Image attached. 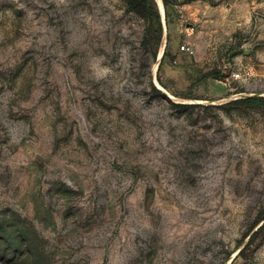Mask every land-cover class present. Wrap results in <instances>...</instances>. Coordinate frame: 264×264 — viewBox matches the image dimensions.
<instances>
[{
  "label": "rangeland",
  "instance_id": "obj_1",
  "mask_svg": "<svg viewBox=\"0 0 264 264\" xmlns=\"http://www.w3.org/2000/svg\"><path fill=\"white\" fill-rule=\"evenodd\" d=\"M160 1L0 0V264H264V0Z\"/></svg>",
  "mask_w": 264,
  "mask_h": 264
},
{
  "label": "trees",
  "instance_id": "obj_2",
  "mask_svg": "<svg viewBox=\"0 0 264 264\" xmlns=\"http://www.w3.org/2000/svg\"><path fill=\"white\" fill-rule=\"evenodd\" d=\"M122 1H124L129 11L139 15L140 17L146 16V13H147L146 12L147 11L146 2H148L149 11H151V13H153V15L157 17L156 8L153 3V0H122ZM162 2H163V5H166L165 0H162ZM164 57L165 55H163L161 60H163ZM253 103H261L264 105V98L254 97V98L239 99V100L232 101L229 104L232 106H238V105L253 104ZM263 228H264V224H262L258 228V231H260Z\"/></svg>",
  "mask_w": 264,
  "mask_h": 264
},
{
  "label": "built area",
  "instance_id": "obj_3",
  "mask_svg": "<svg viewBox=\"0 0 264 264\" xmlns=\"http://www.w3.org/2000/svg\"><path fill=\"white\" fill-rule=\"evenodd\" d=\"M193 31V29L191 27H187L186 29V34L187 35H190L191 32ZM180 51L184 54V55H187V56H191L193 55L194 51L193 49H191L189 46L187 45H182L180 46ZM233 78H238V75H233Z\"/></svg>",
  "mask_w": 264,
  "mask_h": 264
},
{
  "label": "bare ground",
  "instance_id": "obj_4",
  "mask_svg": "<svg viewBox=\"0 0 264 264\" xmlns=\"http://www.w3.org/2000/svg\"><path fill=\"white\" fill-rule=\"evenodd\" d=\"M156 2H157V4H158V7H159V9H160V12L162 13V4H161V1L160 0H156ZM161 54V53H160ZM161 59V55L159 56V58H158V61H157V63H156V65H155V67L157 66V64H158V62H159V60ZM158 88L161 90V91H163L164 92V90L160 87V86H158ZM237 97H240V96H237ZM232 98V97H231ZM232 99H234V98H232ZM232 99H227V100H225V101H229V100H232Z\"/></svg>",
  "mask_w": 264,
  "mask_h": 264
}]
</instances>
